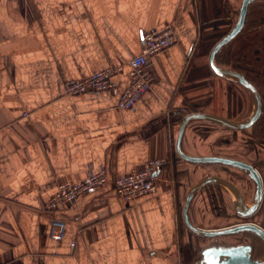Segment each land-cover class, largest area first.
Instances as JSON below:
<instances>
[{"label":"crops","instance_id":"crops-1","mask_svg":"<svg viewBox=\"0 0 264 264\" xmlns=\"http://www.w3.org/2000/svg\"><path fill=\"white\" fill-rule=\"evenodd\" d=\"M241 2L0 0V264H193L199 258L208 244L182 220L195 165L178 157L175 141L187 114H240L226 96L238 85L214 75L208 55L235 24ZM166 27L176 43L148 59L153 84L132 109H120L126 64L140 53L142 34ZM229 46L233 70L258 88L263 113L264 0L249 5ZM119 66L116 93H64L67 80ZM241 132L193 120L181 147L189 155L227 156L219 150L241 143ZM150 160L163 162L155 190L125 201L113 180ZM99 169L106 173L103 185L46 210L60 185ZM201 206L196 194L188 216L204 228L196 222ZM51 218L65 224L61 241L49 238Z\"/></svg>","mask_w":264,"mask_h":264},{"label":"water","instance_id":"water-1","mask_svg":"<svg viewBox=\"0 0 264 264\" xmlns=\"http://www.w3.org/2000/svg\"><path fill=\"white\" fill-rule=\"evenodd\" d=\"M256 1L258 0H242L235 24L214 44L208 55V67L214 75L239 84L248 93L252 103L250 115L241 121H234L206 112L187 114L182 118L178 128L175 141V152L179 158L190 164H217L241 171L255 186L252 203L248 205L240 189L226 178L210 175L198 181L188 190L182 209V220L187 229L196 236L204 238L249 233L258 238L264 247V228L255 223L242 222L218 229H204L193 225L188 216L189 206L194 196L209 185H218L225 188L230 194L231 204L237 216L242 219L252 217L258 212L263 200L264 186L258 170L250 163L240 159L219 155H189L186 154L181 147L185 129L193 120L206 121L231 130L249 129L259 120L263 105L258 88L240 72L221 67L215 62L216 55L242 31L245 25L248 7ZM254 250L255 247L250 243L210 245L200 251L199 258L193 264H264V253L260 258H256L254 257Z\"/></svg>","mask_w":264,"mask_h":264},{"label":"built area","instance_id":"built-area-1","mask_svg":"<svg viewBox=\"0 0 264 264\" xmlns=\"http://www.w3.org/2000/svg\"><path fill=\"white\" fill-rule=\"evenodd\" d=\"M175 43L176 37L168 27L161 30L152 29L142 34L140 53L126 64L129 83L120 93L118 100L120 109H132L136 101L153 84L154 77L148 67V59L172 47ZM122 69V66L111 67L99 70L81 79L67 80L64 82V93L66 95H78L87 91H110L116 93L119 85L113 77L116 73L121 72ZM162 164V161L150 160L144 168L116 177L113 180L115 192L125 201L153 192L159 179L158 175ZM106 180L105 170L99 169L98 171L91 170L81 182L62 184L58 187L56 194L49 200L46 210H53L57 203L72 204L80 194L103 185ZM48 234L52 241H61L65 234L64 222L58 218H51Z\"/></svg>","mask_w":264,"mask_h":264},{"label":"rangeland","instance_id":"rangeland-1","mask_svg":"<svg viewBox=\"0 0 264 264\" xmlns=\"http://www.w3.org/2000/svg\"><path fill=\"white\" fill-rule=\"evenodd\" d=\"M233 40L230 43H233ZM229 44L218 53L220 57L218 56L219 58L216 61L218 64H221L219 66L233 70L234 49L232 46H229ZM231 82L234 83V85H238L235 86L237 90L235 92L232 91L231 93V91L227 89L226 96L231 95V97L236 100H234V104L238 103L241 106L240 114L235 117L236 119L231 120L241 121L247 118L251 113V99L249 98L248 93L239 84L233 81ZM239 86L242 88V90L239 88ZM241 138V143H236V145L231 144L232 147H229L231 149L226 148L223 150L220 149L219 151H224V153H227V156L224 155L225 157L233 158L232 156H236L240 160L246 161L253 165L260 173L264 186V111L263 113L261 112L259 120L251 128L242 130ZM194 165V172L197 176V179L195 180L196 183L210 175L226 178L233 182L240 189L248 205L252 203L255 186L243 172L217 164ZM197 197H200L203 206H201V210L199 207V217L197 218L196 222H198V224L204 228L216 229L242 222H252L264 228V192L261 207L256 214L248 219H242L235 214L231 204V196L228 191L221 186L209 185L200 190V192L197 193ZM198 239L199 241H203L202 243L208 244V246L250 243L255 247V249L257 248L258 250L256 251L257 253H254V257L260 258L264 253V247L261 241L249 233L214 238L198 237Z\"/></svg>","mask_w":264,"mask_h":264},{"label":"bare ground","instance_id":"bare-ground-1","mask_svg":"<svg viewBox=\"0 0 264 264\" xmlns=\"http://www.w3.org/2000/svg\"><path fill=\"white\" fill-rule=\"evenodd\" d=\"M257 249V248H256Z\"/></svg>","mask_w":264,"mask_h":264}]
</instances>
